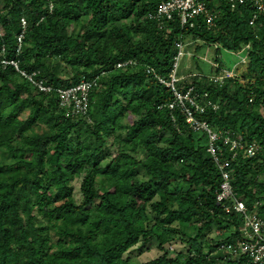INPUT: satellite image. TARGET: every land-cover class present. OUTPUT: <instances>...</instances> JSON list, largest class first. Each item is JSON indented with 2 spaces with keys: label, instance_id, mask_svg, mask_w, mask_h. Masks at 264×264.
<instances>
[{
  "label": "trees",
  "instance_id": "obj_1",
  "mask_svg": "<svg viewBox=\"0 0 264 264\" xmlns=\"http://www.w3.org/2000/svg\"><path fill=\"white\" fill-rule=\"evenodd\" d=\"M162 1L0 0V60L17 59L54 89L40 92L0 63V264H136L130 253L148 242L161 255L140 264H248L218 250L239 237L240 216L217 202L207 136L180 109L170 114L173 93L159 79L169 80L177 43H197L195 72L177 89L216 106L200 118L220 134L236 197L258 202L264 221V11L210 0L211 25L198 16L181 26L176 14L154 18ZM202 45L214 52L209 74L195 56ZM221 51L245 52L242 86L212 81ZM82 80L93 83L87 113L72 117L55 89ZM226 136L260 149L247 157ZM212 228L222 233L210 240Z\"/></svg>",
  "mask_w": 264,
  "mask_h": 264
},
{
  "label": "built area",
  "instance_id": "obj_2",
  "mask_svg": "<svg viewBox=\"0 0 264 264\" xmlns=\"http://www.w3.org/2000/svg\"><path fill=\"white\" fill-rule=\"evenodd\" d=\"M210 0H165L162 1L156 10L154 18L159 22L162 19L172 20L174 14L179 17L181 26L190 22L195 17L202 16L207 25H211L214 19L213 12L210 11L208 3ZM225 4H228L231 9L237 8L243 4L246 0H221ZM258 10L264 11V7L261 4V0H252ZM253 21V19L251 20ZM192 24L190 23V26ZM21 36L18 38V46L20 45ZM178 47L177 56L174 58L172 70L169 73V80L164 81L159 79L161 84L170 88L173 93V101L168 105L170 114L175 111L176 108L180 109V112L185 118V123L194 132L202 131L207 136V152L212 157L214 163L221 171V182L219 185V191L217 194V202L221 203L226 213L233 211L240 216V232L239 237L234 243H223L218 247V250L228 254L231 258L244 257L248 264H264V221L260 217L258 212V202H254L248 205L246 198L238 199L235 195L232 184L230 183L229 173L224 170L227 165L219 157L216 149V143L220 137V134L211 130L209 125L200 118V114L204 112L207 106H211L216 109V106L206 99L200 98L201 96L194 93L192 88H188L186 91H180L177 89L176 84L179 82L177 77L178 63L183 55L182 44L177 43ZM3 51V48H2ZM19 51V47L17 52ZM0 63L4 66H11L14 70L25 80H27L33 87L37 88L40 92L50 93L54 91L51 86H45L42 81L36 80V72H26L19 67V61L17 59H4L0 60ZM133 64V61L128 60L124 63H118L117 68ZM237 77L229 71H223L222 75L211 77L215 83L222 84L226 78ZM92 82H85L82 80L74 87L67 89H55L58 96L59 106L64 108L66 114L77 117L85 115L87 113V97L92 87ZM205 96V94H204ZM225 144L229 145L231 149L239 148L244 149V153L247 157H253L260 149L255 143H251L247 146H243L240 138H231L229 136L224 137Z\"/></svg>",
  "mask_w": 264,
  "mask_h": 264
},
{
  "label": "rangeland",
  "instance_id": "obj_3",
  "mask_svg": "<svg viewBox=\"0 0 264 264\" xmlns=\"http://www.w3.org/2000/svg\"><path fill=\"white\" fill-rule=\"evenodd\" d=\"M196 44H197L196 42L190 43L183 49V55L179 60L178 69H177V77L180 80H182V78L186 80L191 74L190 71L195 72V67H193L192 56L194 55V49ZM213 54H214L213 49L206 45H202L200 47V50L197 53H195V56L198 57V59L200 60L199 66L204 68L205 73L209 74V68L215 65L213 61V57H214ZM221 60L223 62V65L221 67L223 71H229L233 75L239 77L243 69V63L246 61L245 52L229 53L226 51H221ZM239 80H240L239 86H242L243 80H241V78ZM238 96L240 97L241 94L239 93ZM52 175H56V173L52 172ZM79 181L80 179H74L71 183L73 186V198L76 201H79L81 198V193L79 190ZM221 233L222 232L219 231L218 229L212 228L207 233V238L212 240V238H215L217 234H221ZM177 249L179 250L182 249L183 252L185 250L183 248V245L181 244L180 245L178 244ZM175 250L176 249L174 246H172L171 248L169 247L170 255H172ZM159 255H161V253L157 251L156 243L148 242L146 245L143 246H135V249L132 251V253H130L129 257L133 261V263L140 264L143 262L153 260L157 258Z\"/></svg>",
  "mask_w": 264,
  "mask_h": 264
}]
</instances>
